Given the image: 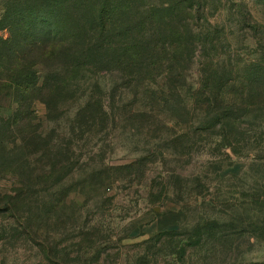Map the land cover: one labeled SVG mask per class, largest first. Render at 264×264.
Instances as JSON below:
<instances>
[{
    "label": "rangeland",
    "instance_id": "374dc122",
    "mask_svg": "<svg viewBox=\"0 0 264 264\" xmlns=\"http://www.w3.org/2000/svg\"><path fill=\"white\" fill-rule=\"evenodd\" d=\"M44 3L0 0V21L53 18ZM181 6L175 20L200 42L182 77L125 86L107 72L91 91L86 75L53 114L33 103L41 140L15 135L14 170L0 178V197L20 208L0 213V264H264V0ZM27 8L42 14L11 13ZM52 64L38 66V85ZM202 70L220 85L214 104L200 94ZM88 95L107 100L108 120L84 133L75 112ZM227 107L232 146L218 144L217 127L196 129ZM12 110L1 94L0 114Z\"/></svg>",
    "mask_w": 264,
    "mask_h": 264
},
{
    "label": "trees",
    "instance_id": "16d2710c",
    "mask_svg": "<svg viewBox=\"0 0 264 264\" xmlns=\"http://www.w3.org/2000/svg\"><path fill=\"white\" fill-rule=\"evenodd\" d=\"M43 1V14L53 18L0 21V28L8 32L5 38L0 37V95L6 93L13 105L10 115L0 114V149L4 151L0 157V178L14 170L10 154L15 135L22 140L40 139L32 121L35 101L42 102L53 114L67 97L74 98V85L87 81L86 75L94 80L91 91L100 88L96 74L107 72H118V79L125 86L136 76L148 82H154L160 73H169L168 78L173 74L182 77L183 64L192 59L195 45L200 43L189 35V24L175 20L186 9L182 3L189 0L149 6L139 12L133 0ZM41 12L38 8L11 11L29 16ZM46 63L53 66L38 85V66ZM198 76L203 90L200 94L207 97L208 104L216 103L222 95L220 85L212 82L210 70H202ZM106 102L101 96L88 95L77 108L75 118L84 125V133L105 127ZM233 120L230 109L225 108L196 129L217 127L218 144L232 146L228 134L232 129L228 124ZM96 177L100 182L108 179L102 173ZM13 200V196L0 197V213L18 214L20 208Z\"/></svg>",
    "mask_w": 264,
    "mask_h": 264
}]
</instances>
